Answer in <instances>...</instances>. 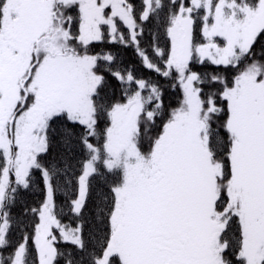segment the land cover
Segmentation results:
<instances>
[{"label": "snow or ice", "instance_id": "6c2138e0", "mask_svg": "<svg viewBox=\"0 0 264 264\" xmlns=\"http://www.w3.org/2000/svg\"><path fill=\"white\" fill-rule=\"evenodd\" d=\"M0 264H264V0H0Z\"/></svg>", "mask_w": 264, "mask_h": 264}]
</instances>
